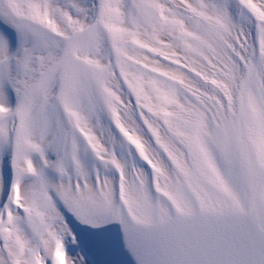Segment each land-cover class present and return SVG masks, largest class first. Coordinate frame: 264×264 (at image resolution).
Returning <instances> with one entry per match:
<instances>
[{"label":"snow or ice","instance_id":"snow-or-ice-1","mask_svg":"<svg viewBox=\"0 0 264 264\" xmlns=\"http://www.w3.org/2000/svg\"><path fill=\"white\" fill-rule=\"evenodd\" d=\"M0 264H264V0H0Z\"/></svg>","mask_w":264,"mask_h":264}]
</instances>
